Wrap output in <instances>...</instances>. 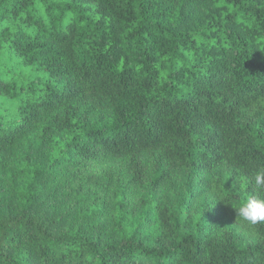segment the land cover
<instances>
[{
	"label": "trees",
	"instance_id": "1",
	"mask_svg": "<svg viewBox=\"0 0 264 264\" xmlns=\"http://www.w3.org/2000/svg\"><path fill=\"white\" fill-rule=\"evenodd\" d=\"M0 264H264V0H0Z\"/></svg>",
	"mask_w": 264,
	"mask_h": 264
}]
</instances>
